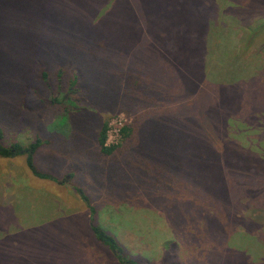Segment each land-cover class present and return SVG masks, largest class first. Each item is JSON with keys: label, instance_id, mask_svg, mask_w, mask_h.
Here are the masks:
<instances>
[{"label": "rangeland", "instance_id": "obj_1", "mask_svg": "<svg viewBox=\"0 0 264 264\" xmlns=\"http://www.w3.org/2000/svg\"><path fill=\"white\" fill-rule=\"evenodd\" d=\"M0 127L55 178L0 156V264H118L92 222L141 264H264V0H0Z\"/></svg>", "mask_w": 264, "mask_h": 264}, {"label": "trees", "instance_id": "obj_2", "mask_svg": "<svg viewBox=\"0 0 264 264\" xmlns=\"http://www.w3.org/2000/svg\"><path fill=\"white\" fill-rule=\"evenodd\" d=\"M63 61L64 62H60V63L57 62L55 74L57 75L58 78H62L64 75H65V77L67 76L66 80H68L69 84H71L73 86H76V84H77V86L81 87L82 90H83V91H81L82 95L86 96V91H85V88H84L83 84L81 85V83L79 84V82H78V79L82 78L81 77V73L78 71V69H76V66H72L73 64L70 66V69L67 70L65 66H66V64H68V62L65 61V60H63ZM53 70H55V67L53 69H51L50 65L48 63H45V61H40L39 63H37V73H36V75L39 72V74H40V76L42 78L40 81H41V83L43 85V90H45V89L46 90H50V83H49V81L47 79H48V77L50 75L49 72H51ZM71 70H72V72H71ZM130 71L131 72L128 73V71L126 70V74H125L126 75L125 76L126 77V81L128 80L129 82H130V80L128 79V77L133 78V80H134V78H136V75H135L136 72H134V70H131V69H130ZM50 77H51V75H50ZM128 81L126 82L127 84H129ZM134 82H135V85L133 84L132 87H131L132 93L134 95H136V93H141V94L144 95V93H146L145 90H144V85L141 88V86H139L140 83H138V81L137 82L134 81ZM141 83H143V82L141 81ZM29 84H30V82H29ZM29 84H27L26 87L23 86L24 88H27L28 92H27V94L26 93H22V95L23 94H26V95L30 94L31 85H29ZM61 84H62V82L61 83H57L56 84L57 88H58V86H62ZM137 89H139V90H137ZM55 96H57V94ZM40 102L43 103V105L38 107L39 111H38L37 114L32 115V117H34V119L36 117H43V118L46 117V116H44L47 113L46 106L53 107V109H54V108L57 107L56 105L61 104L60 101L56 97H53V96H50V98H48V99L41 97ZM70 108L72 109V107H70ZM66 109L68 110V107ZM66 115H67V113L62 115V116L59 114L58 117L60 118V120L58 119V117L56 115L55 116V123L63 125V122H65L67 120ZM4 118L5 117L3 116L2 120ZM46 118H48V117H46ZM64 118L66 120H63ZM52 119H54V118H52ZM79 120L77 119V122H79ZM43 124H44V121L37 122V126H38V128H39L41 133H44L45 131H48V128H49V127L44 128ZM222 125H220V126L222 127ZM61 131H65V134H66L68 132H72V129H69L68 132H66V130H63V129ZM106 131H107V125L104 122L101 125V128H99V130L97 132L96 139H97V143H98V145L100 147L99 148L100 152L102 154L109 155L115 150L116 145H109V146L106 145V143H105L106 142ZM78 132H81V130L78 129ZM129 132H130L129 126H125L124 125L120 129V134L122 135V138L127 137L129 135ZM3 136H4V134H3V131L1 129V127H0V156L6 157V158H10V157H15V156L20 155V154L23 153V154H25V157H26V165H27V167L29 168V170L31 171L32 174H34L35 176L40 177V178H50L52 180L55 179L54 177H52L50 175H47L44 172L40 171V169H39V167L37 165V161L35 160L38 148L42 144V140L39 138L38 135L34 139V141L29 143L28 145H23V144L18 143V142H14V143H11L9 145H4L1 142V140L3 139ZM68 139H70V138L68 137L65 140H62V141L60 140L61 141V143H60L61 145L59 144L60 145V149L59 150H63V149L64 150H70V149H72V147H70V145H72V144L69 142ZM72 150H77V148L72 149ZM132 154H135V153H132ZM178 162L181 163L180 157H178ZM77 192L81 195L82 199L86 203H88V199L83 194V192L80 189H77ZM8 205H11V203H8ZM89 209H90L91 214H93L95 212V208L93 206H90ZM89 230L91 231L92 235H94L95 239H97V241L100 244H102L103 246L108 248L113 253L114 257L116 258V260L118 262V264H141V263H138L137 261H135V260H133L131 258H128L125 255V249L119 244V241L114 236H112L108 232H106V230L103 229L102 227H100V226H98V225H96V224H94L92 222L90 227H89ZM34 237H35V234L31 235L30 238H29V241H32L34 239ZM1 238L2 237H0V239ZM0 241H2V240H0ZM8 248H10V247H7V251H9ZM54 253H55V254H53L54 260L52 262L53 263L59 262L60 260H58V257L56 256V255H58V252H54ZM226 255H227L226 258L230 261L231 260V253L230 254L226 253ZM233 255H236V257L239 256V254L237 255V253H233ZM55 256L57 257V259L55 258Z\"/></svg>", "mask_w": 264, "mask_h": 264}]
</instances>
